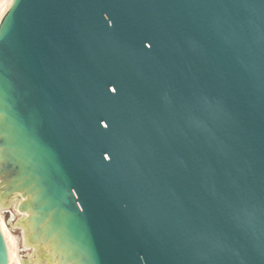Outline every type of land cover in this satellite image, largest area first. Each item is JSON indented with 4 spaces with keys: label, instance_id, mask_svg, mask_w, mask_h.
<instances>
[{
    "label": "water",
    "instance_id": "95a60500",
    "mask_svg": "<svg viewBox=\"0 0 264 264\" xmlns=\"http://www.w3.org/2000/svg\"><path fill=\"white\" fill-rule=\"evenodd\" d=\"M0 214L21 264H264V0H10Z\"/></svg>",
    "mask_w": 264,
    "mask_h": 264
},
{
    "label": "bare ground",
    "instance_id": "6f19581e",
    "mask_svg": "<svg viewBox=\"0 0 264 264\" xmlns=\"http://www.w3.org/2000/svg\"><path fill=\"white\" fill-rule=\"evenodd\" d=\"M10 0H0V17L3 11L6 9ZM0 232L5 240L7 251V264H21L17 256L16 245L11 232L9 231L5 221L0 215Z\"/></svg>",
    "mask_w": 264,
    "mask_h": 264
},
{
    "label": "rangeland",
    "instance_id": "374dc122",
    "mask_svg": "<svg viewBox=\"0 0 264 264\" xmlns=\"http://www.w3.org/2000/svg\"><path fill=\"white\" fill-rule=\"evenodd\" d=\"M1 215V214H0ZM2 217V216H1ZM3 219V218H2ZM4 220V219H3ZM8 227V226H7ZM9 229V228H8ZM10 231V230H9Z\"/></svg>",
    "mask_w": 264,
    "mask_h": 264
}]
</instances>
